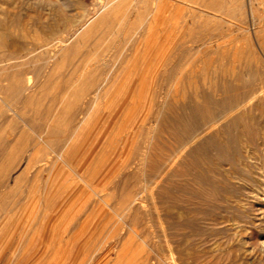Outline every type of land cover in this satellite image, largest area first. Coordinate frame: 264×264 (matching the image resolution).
I'll list each match as a JSON object with an SVG mask.
<instances>
[{"label": "bare ground", "instance_id": "1", "mask_svg": "<svg viewBox=\"0 0 264 264\" xmlns=\"http://www.w3.org/2000/svg\"><path fill=\"white\" fill-rule=\"evenodd\" d=\"M31 1L0 0L2 4V6L0 4V188L10 182L8 177L11 176L9 173L17 160L14 147L18 141L21 139L26 145L38 146L36 152H32L33 148L25 150L27 153L30 150L32 152L27 157V166L23 170L21 168L22 172L19 170L21 172L19 175L11 176L12 179H9L14 184L10 186L13 190L11 192H14L13 187L19 182H27L28 188L25 187L27 188L25 191L28 193L37 187L40 189L41 195L31 210L37 208L41 202V232L33 231L24 236L28 226L24 222L26 225H23L19 239L26 238V241L32 242L39 238L43 242L47 236L43 232L44 223L47 226L52 225L50 227L52 231L65 216L70 215L68 221L73 220L76 225L75 231L78 229L77 225H84L87 221V219L80 221L83 213V207H80L83 206L80 192L83 188L78 187L80 185L77 181L69 189V183L66 184V181L70 175H72L70 180H74V175L92 189L89 178L92 179L98 171L101 166L99 160L103 155L99 159L101 151L98 152L89 169L80 174V168L73 164L67 154L76 139L87 129L101 105H105L103 111L108 107L117 89L108 100L105 95L128 61L117 58L113 68L105 70L96 67L93 71L81 73L74 78L72 76L66 78L63 67L67 66L65 64L67 61L72 60L73 54L79 52L80 47L88 45L89 38L100 30V27L104 29L105 25L108 26L113 21L114 15L126 6L128 0H104L92 17L79 25L70 24L68 19H54L55 21L48 24H40L38 20L35 30L45 35L43 39H40L39 35H36L35 39L28 37L23 18H20L21 14L14 11L15 9L12 10L15 6L29 5ZM3 4L6 7H3ZM232 11L235 12L234 9ZM59 12L55 11V16L60 15ZM135 12L138 14V11ZM148 13L150 15V12ZM136 14L135 16H138L141 13ZM64 30L66 36L57 39H53L55 36H52V39H46L47 34L53 35ZM204 37H191L195 57L192 56L193 47H188L183 42V45L181 43L177 45L180 47H177V51L167 50L151 56L153 60L159 57V54L161 58L163 57L160 66L172 63L171 67L169 64V68L163 69L160 77L157 76L159 67L154 78L164 81L175 79V84L173 89H166L165 93L163 91V95L161 91L153 89L149 92L150 98H146L142 104L149 68L139 70L138 67L132 66L127 69L125 78L135 77L128 83L116 106L115 113L119 114V117L128 116V120L141 105V113L147 120L145 132L134 141L131 148L136 160L133 162L136 169L128 173L131 174V178L138 181L142 174L147 177L148 193L153 191L154 187L159 198V217L161 224L164 225L161 233L164 246L159 253L160 259H157V264H182L189 257L193 260L199 251L191 254L183 251L184 246L193 243L223 241L225 238V242L233 243L234 246L248 240L253 241V245L264 244V100L259 96L261 88L256 84L257 81L246 80V77L254 79L263 77L264 68L248 63L241 65L242 62H251L254 59L255 55L253 56L254 52L251 51L250 45L248 49L241 47L233 53L225 49L212 53L206 47L208 41L207 37L205 39ZM210 38L212 41V37ZM256 38L258 45L264 50V35H257ZM209 53L215 56H209ZM146 55L147 52L143 59ZM173 55H177L176 58L169 59ZM36 63L41 65L36 67L34 66ZM137 95L142 98H136ZM258 111L260 114H256ZM25 114L29 115L24 118ZM15 118L24 121L23 124L35 134V139L23 133L16 139L17 132L14 133V137L9 136L6 129L9 128L12 133L16 130ZM42 142L46 147L41 146ZM123 151L124 147L120 156ZM127 161L120 163L119 166L122 168L131 166L132 162ZM37 163L40 165L36 166L34 173L32 171L33 179L27 178L28 168ZM124 177L123 175L122 178ZM126 179H122L124 183ZM120 185L118 188L117 183L116 189L118 188L119 193L115 194L116 205H113L120 221L117 222L126 225L137 224L141 219L139 209L143 208L138 202L142 201V196L140 191H136L137 194L133 191L135 188L139 190L141 185L137 184L136 187L128 181ZM116 189H113L114 193ZM47 191L54 193L51 196L54 198L53 202L49 207L48 203L52 198L46 201ZM63 191L64 200L51 211L52 205ZM42 192H45L44 196ZM29 196L27 194L21 197V207L28 203ZM21 207L10 216L9 221L11 218L15 220ZM2 212L1 210L0 213ZM35 212L36 209L32 214ZM29 221L30 219L27 220ZM114 222L117 223L116 220ZM243 230L246 236L239 233ZM52 237L53 233L47 239ZM16 249L13 251L14 255H17ZM80 253L84 254L80 264H101L96 260L94 248L80 247L76 253L77 257ZM237 263L236 261L235 264Z\"/></svg>", "mask_w": 264, "mask_h": 264}, {"label": "rangeland", "instance_id": "2", "mask_svg": "<svg viewBox=\"0 0 264 264\" xmlns=\"http://www.w3.org/2000/svg\"><path fill=\"white\" fill-rule=\"evenodd\" d=\"M38 1L39 0H32L30 2L31 4H26L28 6L19 5L12 8V10L15 9L14 11L19 15H22H20V18H23L22 22L25 24L27 35L32 39H35L36 35H39L40 39L45 37L43 33L41 34V32L39 33V31L35 30V28L37 29V23L41 22L40 24H48L58 19H68L70 24L79 25L85 19L92 17L98 9L99 4L104 2V0ZM37 2L40 3V6ZM127 3L125 4L126 6L121 8L114 15L113 21L108 26L105 25L106 28L104 29L100 27V30H97L91 38H89L87 42L88 45L83 46L82 48L80 47V50H78L79 52L73 54L71 57L72 60L67 61V63H65L67 66L63 67V69H65L63 72L65 73L66 78L69 76L74 78L81 73L93 71L96 67H101L105 70L111 67L113 68L117 58H123L128 61L127 66H125L119 73L113 85L105 95L106 100H108L117 89V93L108 103V107L103 111L105 105H101L100 110L95 116H93L87 129H85L79 138L76 139L71 150L67 154L69 159L73 156L76 158L75 163L80 165V174H84L83 172H86L89 169L98 152L100 153L101 151L99 159L101 158V155H103L99 160L101 166L99 167L98 172L92 177V179L89 178L91 180L92 189L74 175V180H70L72 177V175H70L67 177L66 181V184L69 183V189L72 188L77 181L80 185L78 187L83 188L80 192L83 204V206H80L81 208L83 207L80 221L86 219L87 221L84 225H77L78 229H75L74 231L76 225L73 223V220L68 221L70 215H67L58 225H55L56 228L54 227L52 231H50L52 225L47 226L44 223L43 227H45V229L43 232L47 236L43 242H41L39 238L34 239L32 242L26 241V238V240L24 238L22 240L19 239L23 230V225H26V223L28 226L24 232V236L33 231L37 233L41 232L40 211L42 209L40 202L37 208H35L36 212L32 214L35 209L33 208L34 210L32 209V211L31 208L41 195L38 187L28 193L25 191V189L28 188L27 182H19L13 187L14 192H11L13 191L11 190V187L14 184H12L13 182L9 178L12 179L13 176L16 177L19 175L28 164L27 157L31 150L28 153L25 150H27V148H33L34 150H32V152H36L38 147L34 146L32 143V145H26L25 141L20 139L14 147L17 160L13 170L9 173L12 177L10 175V177L7 176L10 182L8 185L5 184L6 188H4L5 185L0 188V206L2 207V209L0 207V211H3L0 213V264H80L81 258H83L84 255L83 253H80L77 257L76 253L80 247H83V249L90 247L94 248L96 260L101 264H157V259H160L159 253L164 246V238L161 234L164 225L161 224L159 217V198L157 197L156 190L153 186L151 187H153L152 189L154 190L148 193L149 180L147 177L142 174L138 181L137 179L134 180L131 178V174H129L136 169L134 168L135 163H133L136 160H134V154L131 148L134 141L145 132L144 128L146 127L147 120L141 113V105L136 108L131 118L128 120V116L119 117V114L117 115L115 113L117 103L120 101L124 90H126L131 79L135 77L128 76L125 78L127 69H130L132 66L138 67L139 70L141 68H149L146 78V91L143 96V101L141 102L142 104L146 98H150L149 92L153 89L161 91V94L163 95V91L165 93L168 89H173L175 84V79L164 81L162 78V80H159L160 78H154L159 67L160 71H158L157 76L159 75L160 77L163 73V69L171 67L172 63H169L170 65L165 64L160 66L163 57L161 58L159 54V57L153 60L151 56L153 57L154 53H162L167 50L177 51V45L180 43L182 44V42L183 44L186 43L188 47H191L193 45V38L191 37L193 36L207 37L206 41H208V43L206 44V47L212 53H214L215 50L217 52V50L220 51L222 49L233 53L236 50L241 49V47L243 49H248L250 45L251 51L253 50L254 52V54H252L253 56L255 55L254 59L251 62H242L241 65L248 63L253 66L264 68V50L258 45V40L256 38L257 35H264V0H128ZM238 5L239 7H237ZM3 7L6 6L4 5ZM233 9L236 13L232 11ZM251 9L253 11H251ZM55 11H60V15L55 16ZM135 11H138V14L141 13V16L136 14L137 12ZM148 12H150V15ZM135 14L139 17L135 16ZM131 16L134 19L135 17L138 18L134 21ZM132 19L133 22L131 21ZM140 26H142V28ZM140 30L141 32H139ZM54 34H47L48 36H46V39H52L54 36L55 38L53 39L64 37L66 36V31H60ZM208 36L212 37V41ZM134 43H136V46ZM192 47V56L195 57L196 53H193L195 52V48L194 46ZM146 52L148 55L143 59ZM212 53H209V56L214 57L215 55H212ZM155 55L157 54H154V56ZM176 56L177 55L170 56L171 58L169 59L176 58ZM46 60H49L48 57ZM41 63H36L34 66L36 65V67H39ZM47 63L50 64V62ZM236 65H238V63H236ZM255 79L246 77V80L249 82L259 81L258 83L256 82L261 88L259 96L264 100V85H262L264 84V76L256 77ZM166 86L167 88H165ZM138 97L142 98L140 95L136 96V98ZM256 114H260V111L256 112ZM28 115L29 114H25L23 117L25 118ZM19 120V118H15L16 130H14L13 133L9 128L6 129L9 136L14 137V133L17 132L15 136L16 139L19 138L18 135L20 133L28 135V137L30 136L29 138L35 139L33 131L30 128H27L26 124H23L24 121ZM119 123H121V125ZM115 140L117 141L115 142ZM108 144H110V146ZM24 146L27 147L25 148ZM41 146L46 147L43 142L41 143ZM123 147L124 151L122 156H120ZM24 152H26L25 155ZM125 161L132 162L131 166L133 167L129 166L127 168H122L119 166L120 163ZM38 164L40 165V163H37L28 168L26 174V177L28 176L27 178L33 179L32 171L34 173L36 166H39ZM128 171L130 172L128 173ZM62 172H64V170ZM124 173H126V175ZM123 175L125 176L124 178H122ZM128 177L129 180H127ZM122 179H126V182L133 183L135 186L137 184L141 185L139 190H136L137 188L134 186L135 189L133 191V193L140 191V196H142V201H138L140 202V205H142L141 207H143L139 209V215L141 217L139 222L142 220L140 223L126 225L121 222L119 223L120 225L118 224L120 221L114 212L113 205H116L115 194L118 195L119 193L117 189L121 186L120 184L126 183H124ZM117 183L118 188L116 189ZM112 188L116 189L115 193ZM53 191L46 192V201L52 198L51 196L54 194ZM137 193L138 192L135 194ZM27 194L30 196L32 195V197L29 196L28 203L21 207L20 203H22V200L20 201V199L21 197L27 196ZM111 194H113L114 197L111 196ZM10 195H12V197ZM44 195L45 192H42V196ZM64 196L65 194L63 191L58 196L56 202L52 205L51 211L62 203ZM53 199L54 198L48 203V207L52 204ZM9 202L11 204H9ZM14 202L19 203H16L17 205H15ZM11 206H13V208ZM19 207H21V210L17 212L16 215L18 216H15L14 218L17 222L15 220L13 221V218L9 221L10 216H12ZM141 209L143 210L141 211ZM59 212L60 210L55 214V217ZM142 212L144 214H141ZM29 219L30 221L27 222ZM115 220L116 222L118 220V222L115 223ZM243 231L239 233H242L241 236H246L245 231ZM52 233L53 237L47 239ZM225 240L226 239L223 238V241H207L204 243H193L184 246L183 251L186 253L191 254V252H199L197 253L198 258L193 257L194 259L192 260V257H189L182 264H187L188 260V264H193L194 262V264H229V262L235 264L236 261L240 264H264V244H260L261 246L253 245V241L248 240L246 243H240L238 246H234L233 243L225 242ZM207 246L209 250L211 249L210 251ZM15 249L17 255L13 254Z\"/></svg>", "mask_w": 264, "mask_h": 264}, {"label": "crops", "instance_id": "3", "mask_svg": "<svg viewBox=\"0 0 264 264\" xmlns=\"http://www.w3.org/2000/svg\"><path fill=\"white\" fill-rule=\"evenodd\" d=\"M75 159H76V158H75L74 156L71 158V160L73 161V164H75L76 166H78V167L80 168V165L77 164V163H75ZM97 172H98V171H97ZM97 172H96V173H97ZM95 175H96V174H95Z\"/></svg>", "mask_w": 264, "mask_h": 264}]
</instances>
